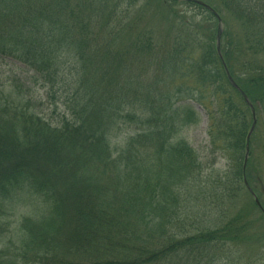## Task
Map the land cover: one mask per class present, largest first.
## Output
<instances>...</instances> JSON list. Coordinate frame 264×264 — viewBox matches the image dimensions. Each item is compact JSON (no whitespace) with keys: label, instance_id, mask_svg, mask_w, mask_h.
Here are the masks:
<instances>
[{"label":"trees","instance_id":"obj_1","mask_svg":"<svg viewBox=\"0 0 264 264\" xmlns=\"http://www.w3.org/2000/svg\"><path fill=\"white\" fill-rule=\"evenodd\" d=\"M178 1L208 19L182 16L167 30ZM200 1L210 10L189 0H0V57L65 100L51 121L0 91V222L20 200L40 204L5 264H237L225 250L252 239L249 209L228 213L239 190L264 220L244 163L264 107V0ZM150 3L167 31L142 9L130 15ZM195 106L207 117L200 149L181 136L198 125ZM131 124L135 134L113 148L112 132Z\"/></svg>","mask_w":264,"mask_h":264},{"label":"rangeland","instance_id":"obj_2","mask_svg":"<svg viewBox=\"0 0 264 264\" xmlns=\"http://www.w3.org/2000/svg\"><path fill=\"white\" fill-rule=\"evenodd\" d=\"M173 6V7H172ZM169 5V8L177 10L176 23L166 22L161 19L160 11L153 4L145 5L140 8L138 11V6L135 7L131 16H136L137 13L143 10L146 15V21L149 22V26H153L155 32H165L167 30L175 32L177 25L180 27L179 18L186 16L191 21H200L201 19H208L207 15L202 12L200 13L196 7L188 6L178 1V3ZM174 10V11H175ZM142 12V11H141ZM197 14V16H194ZM195 17V19H193ZM167 23L169 27L166 28ZM203 23V22H201ZM212 26H215V21L211 19ZM174 24V29H171V26ZM236 28H234V33ZM32 72L27 71V69L16 62L14 59L8 56L0 57V91L12 93L18 95L19 98H28L31 100L33 105L37 106L36 112L44 116L51 121H57L65 113L64 103L62 102L58 95L53 94L48 91V85H43L41 81L36 84L33 81L31 76ZM17 93V94H16ZM50 93L52 95H50ZM67 104L69 103L66 100ZM195 110L198 114V125L190 128L187 131H184L181 135L186 138L188 142L196 149H200L203 145L205 139V126L207 124V117L204 115L202 110L195 106ZM62 113V114H61ZM258 120H261V124L256 128L257 130L253 133V144H252V153L247 162L250 167V173L253 176L251 182L252 186L257 191V197H260L261 202H264V107L261 109L257 115ZM261 118V119H260ZM136 129L134 125L122 126L114 130L110 137V144L113 148H120L127 141V138L135 134ZM199 152V151H198ZM218 160V159H217ZM219 161V160H218ZM217 167L220 168V172L224 170L223 162L217 163ZM216 173V172H214ZM261 179V181H259ZM251 198L246 192L238 191L236 193V198L232 203L233 206L229 208V216H234L240 209L247 210L249 209V217L251 220V232L250 235L252 239L246 245H235L231 250H225V252H231L233 259L236 260L237 264H264V220L258 217V213L251 206ZM39 205H33L27 201L20 200L16 203L13 208L7 212L6 216L1 220L0 227H3V231L0 232V249H3V263L7 262L11 257V251H14L15 244H18L19 234V224L22 218L26 216H32L37 213ZM44 207V206H43ZM215 214L216 209L211 210ZM245 212V211H244ZM217 214V212H216ZM260 219V220H259ZM5 264V263H4Z\"/></svg>","mask_w":264,"mask_h":264},{"label":"water","instance_id":"obj_3","mask_svg":"<svg viewBox=\"0 0 264 264\" xmlns=\"http://www.w3.org/2000/svg\"><path fill=\"white\" fill-rule=\"evenodd\" d=\"M191 1H193V2H195V3H197V4H200V5H203V6H206L203 2H201L200 0H191ZM207 7V6H206ZM220 34H221V25H219V28H218V30H217V35H216V47H217V50H219V39H220ZM233 84V83H232ZM234 85V84H233ZM246 100V102H247V99H245ZM249 104V103H248ZM250 106V105H249ZM254 123H255V121L253 120V124H252V127H251V129H250V131H249V134H248V137L250 136V134H251V132H252V130H253V127H254ZM255 201H256V203L258 204V201H257V199H255Z\"/></svg>","mask_w":264,"mask_h":264}]
</instances>
